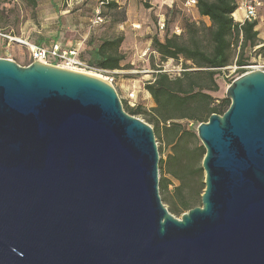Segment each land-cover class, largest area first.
Segmentation results:
<instances>
[{
  "label": "water",
  "instance_id": "95a60500",
  "mask_svg": "<svg viewBox=\"0 0 264 264\" xmlns=\"http://www.w3.org/2000/svg\"><path fill=\"white\" fill-rule=\"evenodd\" d=\"M197 128L202 205L173 215L155 131L114 85L0 58V264H264V71Z\"/></svg>",
  "mask_w": 264,
  "mask_h": 264
},
{
  "label": "trees",
  "instance_id": "16d2710c",
  "mask_svg": "<svg viewBox=\"0 0 264 264\" xmlns=\"http://www.w3.org/2000/svg\"><path fill=\"white\" fill-rule=\"evenodd\" d=\"M187 1L170 3L173 7L178 3L185 7ZM196 1L198 14L209 19V26L186 21L183 34H168L163 41L158 37L152 39L161 62L182 60L180 74L172 77L163 66L155 68L154 79L145 86L155 103L151 110L123 105L128 114L143 115L146 123L153 126L157 141L162 144L161 156L163 149H168L167 156L160 159V193L164 204L169 202V211L180 217L202 205L205 190L202 162L206 150L192 125L197 124L198 128L213 114L223 115L229 109L231 101L226 97L219 100L214 94L220 90L218 76L234 63L233 48H239L234 64L241 76L247 72L242 67L251 65L243 60L248 49L264 55V44L257 48L258 22L240 25L234 19L237 0ZM110 7L116 5L112 3ZM124 41V35L90 38L86 43L91 56L89 65L104 72L121 70Z\"/></svg>",
  "mask_w": 264,
  "mask_h": 264
},
{
  "label": "rangeland",
  "instance_id": "374dc122",
  "mask_svg": "<svg viewBox=\"0 0 264 264\" xmlns=\"http://www.w3.org/2000/svg\"><path fill=\"white\" fill-rule=\"evenodd\" d=\"M35 2L0 0V58L13 60L22 67L31 65L33 63L31 46L50 48L43 40L42 45L37 43L43 36L110 38L124 35L122 51L125 60L122 62L121 70L104 72L90 66L91 56L85 44L79 53L83 66L73 71L98 76L111 82L123 105L127 104L133 108L140 105L148 111L155 103L145 86L154 79L155 68L163 66L172 77L178 76L183 68L182 60L161 62L153 49V37L163 41L168 34H183L186 21L210 25L209 19L201 17L196 8L189 9L181 3L173 7L172 3L164 0H35ZM112 3L116 7H110ZM97 14L103 21L93 25L92 21L96 19ZM160 22H165L163 30L160 29ZM238 55L239 48H233L234 63ZM243 60L245 64L258 66L264 71L263 54L248 49ZM234 63L218 76L220 90L214 95L219 100L227 98L228 87L236 80L237 75L241 76ZM49 64L59 67L55 60H50ZM136 117L146 122L143 115ZM192 127L197 129V124ZM161 145L158 142L159 148ZM167 154L168 149L164 148L160 157L165 158ZM165 205L170 207L168 201H165Z\"/></svg>",
  "mask_w": 264,
  "mask_h": 264
},
{
  "label": "built area",
  "instance_id": "2783aa9c",
  "mask_svg": "<svg viewBox=\"0 0 264 264\" xmlns=\"http://www.w3.org/2000/svg\"><path fill=\"white\" fill-rule=\"evenodd\" d=\"M164 1L173 3L177 0H164ZM196 5H197L196 0H188L185 3V7L189 9L196 8ZM237 6H238L237 11L243 12L244 18L243 20H239V21L235 17L234 19L236 20L237 23L243 25L246 21L256 22L259 20V12L261 9L264 8V0H237ZM102 21H103L102 17L99 14H97V17L95 20L92 21V24L98 25L99 23H102ZM159 24H161L160 29L163 30L165 28V22L162 23L160 22ZM259 47L261 46L259 45L257 48ZM31 49L33 54V62L39 61L45 64H49L50 60H55L59 63V67L68 70H74L78 67L83 66V63L79 59V53H80L79 47L64 48L59 43H56L50 48H44L37 45H33L31 46ZM242 68L248 72L254 70H260L258 66H251V65Z\"/></svg>",
  "mask_w": 264,
  "mask_h": 264
},
{
  "label": "crops",
  "instance_id": "0c3cea01",
  "mask_svg": "<svg viewBox=\"0 0 264 264\" xmlns=\"http://www.w3.org/2000/svg\"><path fill=\"white\" fill-rule=\"evenodd\" d=\"M234 17L238 21L243 20L244 14L241 11H236ZM257 22L258 25L256 27V30L259 32V40L264 42V8L260 10L259 20ZM92 37L95 39L102 37L105 38V36H43L40 37V39H38L37 43L42 45V43L45 42L46 44L50 45L49 47L53 46L56 43H59L64 48H73V47L81 48ZM42 40L43 42H41ZM262 42H260V45H263Z\"/></svg>",
  "mask_w": 264,
  "mask_h": 264
},
{
  "label": "bare ground",
  "instance_id": "6f19581e",
  "mask_svg": "<svg viewBox=\"0 0 264 264\" xmlns=\"http://www.w3.org/2000/svg\"><path fill=\"white\" fill-rule=\"evenodd\" d=\"M23 43L27 45V43H26V42H23ZM96 77H98V76H96ZM99 78H101V77H99Z\"/></svg>",
  "mask_w": 264,
  "mask_h": 264
}]
</instances>
